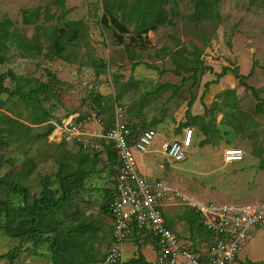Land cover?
<instances>
[{"label":"rangeland","instance_id":"rangeland-1","mask_svg":"<svg viewBox=\"0 0 264 264\" xmlns=\"http://www.w3.org/2000/svg\"><path fill=\"white\" fill-rule=\"evenodd\" d=\"M249 2L221 0L219 19L193 25L188 20L194 10L192 0H172L167 9L174 6L178 14L173 26L161 27L142 37L134 35L133 26H129L130 33L124 35L125 42L120 44L117 32L101 25L102 0H67L69 13L65 21H84L86 24V32L70 50L67 59H49L45 55L47 43L43 44L41 55L30 58L11 47L9 55L12 57L0 65V75L11 70L17 75L45 83L52 81L51 74L54 75L57 92L52 103L47 104L48 108L52 107L56 117L51 122L58 123V119L78 122L82 117L84 127L80 125L81 128L94 136L85 137L88 149L79 143L60 140L61 135L56 128L48 138L37 137L39 127L31 124L32 107L18 98L3 95L0 97V114L21 119L23 123L32 125L35 132L24 148L0 146V160L3 161L0 177L9 173L15 181L28 186L31 202L41 197L42 184L46 181L58 198L62 191L56 174L61 157L77 165L82 155L93 157L95 152L98 153V173L85 181L84 191L73 194L68 205L59 211L58 217L74 225L80 222L91 225L93 251L104 256L110 246V226L104 208L117 173L110 165L106 143L96 137L104 131L89 116L95 109L103 111L101 121L106 124L112 117L116 119V112L120 110L123 122L157 130L151 152L143 156L136 153L139 171L147 179L164 181L189 200L199 203L236 206L263 203L264 113L255 111L258 100L252 92L240 85L232 73H228L205 93L204 102L210 109L205 118L209 124L208 134L202 131L199 122L188 121L185 116L191 99H194L191 114L204 115L201 97L205 84L215 80L224 67L238 66L241 74L249 75L255 61L257 65L246 82L258 91L264 103V2L260 1L254 7H250ZM38 6L47 8L51 13H59L49 0H0V17H9L16 23L18 32L32 38L36 32L35 26L22 24V10ZM195 46L202 48L201 62L208 70L198 75L196 83L193 80L183 83V78L192 74L182 70L181 76H177L176 60L185 63L186 58L194 59L191 52ZM5 84L11 89L15 86L10 79ZM164 84L172 86L157 93ZM233 89L237 94L238 107L235 114L230 115L231 109L224 104L231 103L233 98L222 95ZM98 96L105 98V104L101 107L94 102ZM239 128L243 129L242 134ZM188 129H192L194 134L186 160L173 162L165 158L162 144L184 139ZM204 141L207 144L203 145ZM226 146L243 149L244 159L226 164L223 159ZM257 153H262V157H258ZM26 158L33 159L36 168L24 180L19 176L24 173L23 162ZM0 199L16 209L24 206L23 197L11 194L4 187L0 188ZM166 201L169 205L172 202L165 212L166 218L173 223L183 242L188 243L190 239L194 247L208 246L211 241L205 231L196 226L191 230L186 220L188 206L182 204L174 194H170ZM4 221V217L0 216V264H33V259L39 264H47L46 259L33 257L30 239L18 240L6 236L1 228ZM96 227L105 232H97L99 228ZM47 229L51 231V228ZM15 248L21 251L12 261L2 258ZM40 248L51 256L47 244ZM238 256L241 262L251 260L264 263V231H255L252 240L242 247Z\"/></svg>","mask_w":264,"mask_h":264},{"label":"trees","instance_id":"trees-1","mask_svg":"<svg viewBox=\"0 0 264 264\" xmlns=\"http://www.w3.org/2000/svg\"><path fill=\"white\" fill-rule=\"evenodd\" d=\"M49 1L50 4L57 7L59 13H51L47 8L44 9L42 6L22 10V24L35 26L36 32L32 38L18 32L16 23L9 17H0V65L5 64L12 57L9 55L11 47H15L20 54L30 58L41 55L44 50L43 44L47 43L48 51L45 55L49 59L57 58L66 60L70 54V50L81 41L86 32L85 22L65 21L69 13L66 7L67 0ZM260 1L264 2V0H250L249 5L250 7H254ZM192 2L194 10L188 17V20L193 25L204 24L205 22L220 18L219 8L221 0H192ZM102 3L103 15L101 25L103 28L115 30L120 44H124L125 42L124 35L130 33L129 26H133L132 32L134 35L142 37L150 32H156L161 27L167 25L173 26L175 24V18L178 15L174 6L167 9L172 3V0H102ZM54 21H57V23L53 24ZM191 55L194 59L186 58L185 63H180L176 60L177 67L175 74L177 76H181L182 70L192 74L189 77H184L182 80L183 83L192 80L196 83L198 75L202 74L204 70H208L201 62V57L203 56L202 48L195 46ZM94 64L98 66L97 63ZM256 65L257 62L255 61L254 67ZM254 67L249 75L241 74L238 66L234 68L224 67L215 80L205 84V92L201 97L204 115L193 116L191 114V109L194 105V99H191L185 114L187 120L199 122L202 131L208 134L209 124L205 121V118L208 117L210 109L204 102L205 93L212 84H218L219 80L228 73H232L239 84L245 87L247 91H251L255 99L258 100L255 104V111L257 113H264V103L261 101L258 91L246 82L253 73ZM150 68L157 69L151 66ZM51 78L53 79L52 81L45 83L17 75L11 70L0 75V97L8 95L13 98H18L32 107L31 124L39 127L37 129L39 131L36 134L40 138H48L56 128L51 122L56 119L52 113V107H47L48 103H52L57 92L56 85L53 82L56 80V77L51 74ZM7 79H10L15 84L13 89L6 86L5 82ZM171 86L170 84H164L158 88L157 93ZM222 96H231L233 98L231 103H222V105L224 104L226 108H230V115H234L238 107L235 89L225 91ZM94 102L101 107L105 104V98L98 96ZM94 111L98 113L101 119L103 111L101 112L98 109ZM83 120L84 118L80 117L78 122L81 123ZM110 120V122L104 123L106 126L105 133L116 124L115 118L112 117ZM57 122L61 124L62 120L58 119ZM32 125L23 123L21 119L0 114V146L3 148L11 146L20 149L24 148L33 138V132L35 130ZM127 125L134 130L137 136L146 130L154 129L152 127L145 128L137 123H127ZM238 131L242 134L243 129L239 128ZM202 144L205 145L207 143L204 141ZM105 146L110 165L116 174L120 166L118 152L110 145L105 144ZM261 155L263 154L257 153L258 157ZM98 163L99 155L96 152L93 157H90L88 154L82 155L77 165H72L61 157L58 161L59 169L56 174L62 191L61 197H55L54 192L49 188V182L46 181L42 184L43 190L41 197L35 198L32 202L30 201L31 192L28 186L22 182L15 181L9 173L0 177V188L4 187L11 194L21 196L24 200V206L16 209L8 206L4 199H0V216H3L5 220L1 228L5 235L18 240L30 239L33 243L30 251L33 253H38L40 247L47 244L51 252L52 264H98L103 262L105 254L104 256H99L93 251L92 226L84 222L74 225L58 217L59 211L68 205L73 194L84 191L85 181L98 173ZM2 164L3 161L0 160V166ZM23 167L24 173L19 177L20 179L26 180L35 170L36 165L33 159L26 158L23 162ZM108 193L109 197L104 208L106 215H110L109 203L113 198L114 189H111ZM188 209L186 220L189 222L191 230L196 226L200 230L205 231L211 243L208 246L206 245L205 248H199L197 246L194 247L189 239L186 245L195 251L206 250L214 244L216 236L204 226L203 218L195 209L191 207H188ZM166 221L168 227L172 229L171 223L168 222L167 218ZM47 228H51V231ZM178 238L181 240L179 236ZM20 251L19 248H15L2 256V258L12 261ZM237 261L239 262L238 259ZM239 264L264 263L246 260Z\"/></svg>","mask_w":264,"mask_h":264},{"label":"built area","instance_id":"built-area-1","mask_svg":"<svg viewBox=\"0 0 264 264\" xmlns=\"http://www.w3.org/2000/svg\"><path fill=\"white\" fill-rule=\"evenodd\" d=\"M122 117L118 110L116 124L108 132L96 135L118 152L120 161L113 198L109 203L113 242L102 264H126L121 246L135 227L155 240L158 249L155 264H239L237 259L242 247L252 240L255 231H264V202L241 206L204 204L189 200L164 181L148 180L139 171L136 153L146 155L150 152L157 131L149 129L137 136ZM89 119L97 121L104 131V122L97 112L93 111ZM53 124L56 132H60V140L79 143L88 149L85 137L92 135L81 128L83 123L67 120ZM193 134L194 131L188 129L184 139L165 142L162 146L165 158L173 162L186 160ZM244 155L243 149L228 147L224 149L223 159L226 164H234L242 161ZM170 194L195 209L203 218L204 226L215 234L216 240L208 249L193 250L168 227L165 207Z\"/></svg>","mask_w":264,"mask_h":264},{"label":"crops","instance_id":"crops-1","mask_svg":"<svg viewBox=\"0 0 264 264\" xmlns=\"http://www.w3.org/2000/svg\"><path fill=\"white\" fill-rule=\"evenodd\" d=\"M163 144H162V146H163ZM192 144H193V138H192L191 146H192ZM229 147H238V146H229ZM162 155L164 156L163 151H162ZM161 168L164 169V167L162 165H161ZM150 181H156V180H150ZM112 189H114V187H112ZM169 206L170 205H168V204L166 205L165 212ZM106 217H107L106 220H107L108 226H110V240H109L110 246L107 248V251H108V249L112 246V242H113L112 241L113 222H112V218L110 215H106ZM169 222L171 223V226H172V229L174 230V232H176L174 229L173 223L170 220H169ZM97 228H99V229H97ZM96 229H97V232H100V231L102 232V230H103V232H105L104 229H101L100 227H96ZM176 234L180 237L181 242H183V240H182L183 238L177 232H176ZM183 243L186 244V242H183ZM121 250H122L123 260L126 262V264H155L157 261V258H158V249H157L155 240L150 235H148L144 231L138 229L137 227H135L133 229L132 234L124 241V243L121 246ZM106 252H105V254H106ZM33 257L35 259H38V258L46 259L47 264H52L51 256L49 255V253L47 251H44L42 248H40L38 250V253H34ZM238 258H239V256H238ZM239 261H240V259H239ZM39 263L40 262H37L33 259V264H39ZM101 264H102V262H101Z\"/></svg>","mask_w":264,"mask_h":264}]
</instances>
